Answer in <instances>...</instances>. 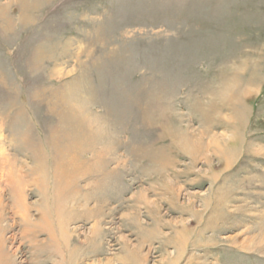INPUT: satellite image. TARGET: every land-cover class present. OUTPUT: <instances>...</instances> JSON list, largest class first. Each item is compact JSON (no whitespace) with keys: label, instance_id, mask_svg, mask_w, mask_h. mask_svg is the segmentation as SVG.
<instances>
[{"label":"rangeland","instance_id":"rangeland-1","mask_svg":"<svg viewBox=\"0 0 264 264\" xmlns=\"http://www.w3.org/2000/svg\"><path fill=\"white\" fill-rule=\"evenodd\" d=\"M107 262L264 264V0H0V264Z\"/></svg>","mask_w":264,"mask_h":264},{"label":"crops","instance_id":"crops-1","mask_svg":"<svg viewBox=\"0 0 264 264\" xmlns=\"http://www.w3.org/2000/svg\"><path fill=\"white\" fill-rule=\"evenodd\" d=\"M167 190H168V188H167ZM173 194L174 193L172 192V188H170L169 192H165L164 193L162 201L163 200H165V201L167 200V201L171 202L172 199H173V197H172ZM144 196L145 195H143L142 193H139V192L132 196V198H133V200L131 201V203H133V205H131L132 209H128L126 211L128 216H129V218H132V219L135 218L136 219L137 218V213L136 212L138 210H140L143 206H145L148 201H155L153 199H147L146 200ZM173 196H175V194ZM145 231H146L147 234H150L149 231H147L146 229H145Z\"/></svg>","mask_w":264,"mask_h":264},{"label":"bare ground","instance_id":"bare-ground-1","mask_svg":"<svg viewBox=\"0 0 264 264\" xmlns=\"http://www.w3.org/2000/svg\"><path fill=\"white\" fill-rule=\"evenodd\" d=\"M105 264H109V262L105 263Z\"/></svg>","mask_w":264,"mask_h":264}]
</instances>
